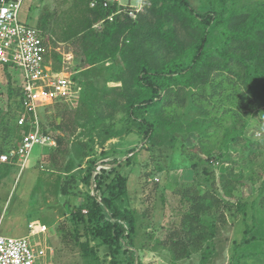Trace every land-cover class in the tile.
Wrapping results in <instances>:
<instances>
[{"label":"trees","instance_id":"16d2710c","mask_svg":"<svg viewBox=\"0 0 264 264\" xmlns=\"http://www.w3.org/2000/svg\"><path fill=\"white\" fill-rule=\"evenodd\" d=\"M101 1L71 0L62 10L60 21L53 19L51 32L59 41L78 39L79 70L88 72L103 66L105 83L97 86L73 75L79 85L80 107L74 112L67 108L61 111L48 128L39 119L40 129L43 133L55 130V151L65 153L64 144L80 126L78 118L90 114L85 132L88 142L77 143V148L88 147L85 153L81 152L83 156H89L96 133L104 142L136 132L151 144L159 143V136H167L172 157L179 154L186 159L182 167L171 164L172 170L194 172L199 153L213 158L212 162L219 165V187L207 178L203 192L183 196L182 201L189 208L183 210L175 230L163 242L174 260L201 250V262L206 264L226 222L224 211L240 213L244 224L248 208L255 207L254 200L239 198L231 202L225 198L234 197L243 176L232 167L236 163L233 152L241 158L245 152L252 154L255 147H264V135L253 139L243 135L242 130L224 128L223 148L214 154L207 145L214 141L210 127L220 125L225 114L241 116L243 110L251 109L257 102L264 104V0H202L201 10H197L193 0H147L135 18L119 13L94 29L93 25L112 10L102 7ZM92 2L94 6L90 5ZM41 33L50 45V34ZM49 55L53 69L59 70L61 54L50 48ZM5 75L8 108L0 112V154L8 152L22 138V128L17 124L23 112L21 87L13 85L9 73ZM108 81L118 84L107 86ZM117 113L120 118L116 121ZM248 124L250 119L243 126ZM23 129L26 132L28 126ZM191 132L196 134V151L188 153L178 134ZM60 146L63 148L59 149ZM118 162L116 158L112 160L113 165ZM13 165L0 162V177ZM203 172L210 174L206 169ZM76 175L68 174L61 193H67V186ZM80 177L92 186V193L82 195L68 221L88 264H104L106 260L109 264H141L137 249L130 247L135 217L122 205L127 194L126 178L115 175L113 166L97 170L94 158H88ZM260 189L263 193L264 186ZM245 226L241 240L235 244L264 240L247 237L250 227ZM99 248L105 250L102 258Z\"/></svg>","mask_w":264,"mask_h":264},{"label":"rangeland","instance_id":"374dc122","mask_svg":"<svg viewBox=\"0 0 264 264\" xmlns=\"http://www.w3.org/2000/svg\"><path fill=\"white\" fill-rule=\"evenodd\" d=\"M70 2L71 0H23L18 11V19L41 32L49 33L47 41L50 40L49 46L53 52L61 54L68 50L73 54L76 69H73L72 76L76 75L82 82L89 81L100 86L105 83L103 66L100 70L81 72L77 66L81 58L78 39L70 42L59 41L51 32L53 19L55 22L60 21L62 10L67 8ZM131 2L135 3L136 0ZM193 2L197 3V10H201L204 2L202 0ZM6 72L10 74L13 85L22 84L21 71L18 68L0 65V112L8 108ZM117 84L106 82L107 86ZM79 97L80 92L76 101L54 102L40 108L38 114L43 126L48 128L49 125H53L58 114L66 108L72 112L79 108ZM243 112L241 116L227 113L222 117L220 125L210 127L214 141L207 146H210L212 153L215 154L223 148L224 128L231 131L242 130L243 135L247 134L253 139L264 135V104L257 102L254 107ZM119 118L120 114H115L116 121ZM247 119H250V124L244 127ZM78 122L80 126L64 144L67 146L65 153L56 152L55 145L53 148L35 146L23 171L20 172L19 168L13 165L6 174L1 175L0 234L24 236L32 231L28 224L33 225L34 230L40 224H44L47 228L46 233L33 235V238L54 248V264H88V259L79 251L75 242L68 216L82 195L87 191L92 193V186L86 185L80 176L84 173L88 158H94L96 169L99 166L105 169L113 166L115 175L126 178L127 194L122 205L130 209L135 217L133 246L130 247L137 249L136 255L141 259V264H202L201 250L193 251L188 258L174 260L169 248L163 247V242H166L172 230H175L183 210L189 208V205L182 201L183 196H190L199 190L203 192L207 178L212 180L217 188L219 187V165L212 162L213 158L207 159L205 154L199 153L200 160L194 172L186 169L172 170L171 164L175 163L182 167L186 159L179 154L172 157L173 149L168 143L167 136L163 134L157 138L159 143L151 144L136 132L123 133L104 142L103 137L96 133L92 148L88 151L89 156H83L81 152L85 153L88 147L77 148V143L88 142L85 132L90 122V114L80 116ZM19 133L24 135L25 130L21 129ZM51 134L56 136L55 130ZM178 136L186 152L196 151L193 148L197 142L194 132ZM232 157L236 162L232 167L235 171H241L243 176L234 197L225 200L231 202H236L239 198L249 202L254 200L255 207L248 208L244 224L241 222L240 213L224 211L226 222L220 228L214 250L206 264H264V240L258 243L235 244L241 240L245 225L250 227L247 237H264V192H260V188L264 186V147H255L252 154L245 152L243 158L237 152H233ZM115 158L119 162L113 165L112 160ZM204 169L209 170L210 174H205ZM70 173L77 175L67 186V193L63 194L60 188ZM123 247L126 248L127 245L123 244ZM104 252L103 248L98 249L100 258ZM107 261L104 264H109Z\"/></svg>","mask_w":264,"mask_h":264},{"label":"built area","instance_id":"2783aa9c","mask_svg":"<svg viewBox=\"0 0 264 264\" xmlns=\"http://www.w3.org/2000/svg\"><path fill=\"white\" fill-rule=\"evenodd\" d=\"M23 0H0V65H11L21 71L23 112L17 118V124L25 134L17 145L8 152L0 154V162H13L23 171L32 149L35 146L52 147L54 135L43 133L40 129L38 110L54 102L76 101L79 96V85L72 78L75 68L74 56L64 50L61 53V66L54 70L50 46L44 41L41 31L19 21L18 11ZM102 0L104 8H112L106 18L93 25L101 28L105 20L112 21L119 13H126L135 18L147 0ZM94 2L90 5L94 6ZM102 166L97 167L99 170ZM24 236L14 237L0 234V264H54V248L36 240L33 235H44L47 228L40 224L36 230Z\"/></svg>","mask_w":264,"mask_h":264},{"label":"bare ground","instance_id":"6f19581e","mask_svg":"<svg viewBox=\"0 0 264 264\" xmlns=\"http://www.w3.org/2000/svg\"><path fill=\"white\" fill-rule=\"evenodd\" d=\"M145 5H146V3H145ZM145 5H144V6H145ZM144 6H143V7H144ZM142 9H143V8H142ZM142 9H141V10H142ZM141 10H140V11H141Z\"/></svg>","mask_w":264,"mask_h":264}]
</instances>
